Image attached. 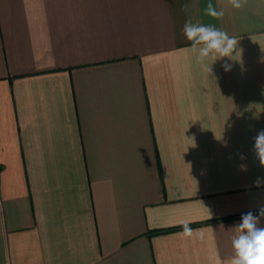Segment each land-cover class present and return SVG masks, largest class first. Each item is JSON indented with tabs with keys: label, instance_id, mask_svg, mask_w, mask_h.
Here are the masks:
<instances>
[{
	"label": "crops",
	"instance_id": "obj_1",
	"mask_svg": "<svg viewBox=\"0 0 264 264\" xmlns=\"http://www.w3.org/2000/svg\"><path fill=\"white\" fill-rule=\"evenodd\" d=\"M207 2L0 0V264H228L264 206V2ZM188 19L238 41L212 74Z\"/></svg>",
	"mask_w": 264,
	"mask_h": 264
},
{
	"label": "clouds",
	"instance_id": "obj_2",
	"mask_svg": "<svg viewBox=\"0 0 264 264\" xmlns=\"http://www.w3.org/2000/svg\"><path fill=\"white\" fill-rule=\"evenodd\" d=\"M228 4L233 10L239 11L249 5V0H228ZM224 14L223 9H217L212 0H208L204 8L205 16L220 20ZM182 33L191 42V51L196 55L198 62L211 74L213 64L208 67L204 63L206 60L212 58L217 61L225 57L229 58L239 50L235 37L229 36L227 32L211 23L193 22L188 19L183 25ZM222 66L226 72L231 71V64L225 63ZM252 150L260 166L264 168V130L259 131L254 137ZM241 158L244 157L241 156ZM241 168L245 170L243 165ZM262 185H264V178L258 177L254 181V186L259 188ZM261 219H264V206L259 208L256 215L251 211L242 215L241 221L233 228L231 245L234 255L228 264H264V227L260 226ZM180 226L183 229V235H192L194 230L190 227L189 221H182Z\"/></svg>",
	"mask_w": 264,
	"mask_h": 264
}]
</instances>
